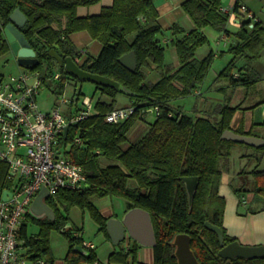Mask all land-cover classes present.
I'll return each instance as SVG.
<instances>
[{
	"label": "trees",
	"instance_id": "trees-1",
	"mask_svg": "<svg viewBox=\"0 0 264 264\" xmlns=\"http://www.w3.org/2000/svg\"><path fill=\"white\" fill-rule=\"evenodd\" d=\"M101 0H0V57L9 53L10 43L4 30L11 23V14L20 9L27 23L20 31L25 35L39 59L38 65L30 69L49 77L58 67L62 74L56 82V92L64 94L70 82H82L67 72L51 55L59 50L64 59L71 57L80 67L93 74L111 78L125 86L132 95L124 94L131 101L135 113L117 124L109 123L106 117L118 107V90L95 84L101 97L95 102L94 112L69 129V143L76 135L84 140L81 147L72 146L67 155L81 165L87 176L88 186L77 191L62 190L47 203L55 211V220L36 219L40 227L37 236L27 238V245L36 256L46 257L50 264L55 259L50 248V232L61 230L69 241L65 264H100L95 249L84 246L82 230L68 228V217L58 211V204L69 213L72 207L88 210L99 224L107 239V222L92 198L120 197L132 208L150 212L157 245L153 248V264H178L174 239L179 234L191 237V247L200 264H264V258H224L219 255L222 246L219 236L206 228V223L220 227L225 236V245L236 241L224 227L226 200L219 193L224 169L222 162L229 160L234 147H247L256 153L257 166L264 155V147H251L222 139L237 107L229 102L218 104L211 111L196 110L200 115H188L182 107L173 103L197 92L208 77L215 53L205 58L196 56L198 49L207 42L202 31L207 26L217 28L229 35L227 26L230 16L222 13L226 6L223 0H186L182 10L192 19L195 29L186 32L179 24L170 28L171 37L163 43L164 28L159 24L156 0H113L111 6L103 7L96 15L79 16V7H90ZM243 4L236 0L233 9L238 13ZM248 20H242L239 29L232 34L235 43L228 53L231 61L220 72L217 80H226L233 87H253L261 80L252 63L258 61L264 51V23L258 21L253 28ZM88 32L103 44L95 59L81 62L82 51H78L71 35ZM165 38V37H164ZM176 49L180 66L173 69L166 60V48ZM12 51V50H11ZM134 51L137 56L136 71L125 68L119 59ZM243 60V64L239 62ZM46 65V70L44 66ZM148 71H156L161 78L148 82ZM237 72V74H235ZM73 100H80V94ZM159 108L157 119L148 125L145 135L131 142L129 134L136 123L143 119L146 110ZM241 135L255 136L254 129ZM262 138V137H260ZM254 191L264 197V171L252 173ZM197 177L198 184L190 203L184 178ZM137 183L134 188L131 182ZM9 167L0 161V198L10 188ZM57 203V204H56ZM81 232V233H80ZM25 234V230H24ZM80 246L84 249L80 250ZM135 242L128 250L121 247L109 257V264H137L138 248Z\"/></svg>",
	"mask_w": 264,
	"mask_h": 264
},
{
	"label": "built area",
	"instance_id": "built-area-1",
	"mask_svg": "<svg viewBox=\"0 0 264 264\" xmlns=\"http://www.w3.org/2000/svg\"><path fill=\"white\" fill-rule=\"evenodd\" d=\"M221 11L239 25L242 20H248L250 28L259 21L244 4L238 13L233 6L223 7ZM222 39H227V35ZM61 77L60 72L49 77L32 69L9 79L0 77V161L8 165L12 183L4 190L12 196L4 200L2 194L0 198V264H50L46 257L36 256L27 245V238L33 236L28 231L30 208L44 187L50 198L62 190L77 191L88 186L84 168L66 153L72 146H83L84 140L76 135L67 144L63 141L69 135V130L65 135V129L91 116L95 104L86 98L83 109L63 113L57 105L43 112L37 101L41 90ZM62 96L60 104L73 105L78 101ZM158 111L155 108L157 114ZM134 113V107L117 108L106 120L117 124ZM84 246L95 249L93 243L84 241ZM125 248L128 250L129 245Z\"/></svg>",
	"mask_w": 264,
	"mask_h": 264
},
{
	"label": "rangeland",
	"instance_id": "rangeland-1",
	"mask_svg": "<svg viewBox=\"0 0 264 264\" xmlns=\"http://www.w3.org/2000/svg\"><path fill=\"white\" fill-rule=\"evenodd\" d=\"M161 2L162 0H157ZM246 2L249 7L259 16L264 21V0H241ZM171 3V1H168ZM103 2H99L96 5H93L89 8L83 9V12L86 14H93L92 12L95 11V7H102ZM175 5V3H173ZM230 2H226L225 7H232L230 5ZM178 5V4H177ZM248 7V8H249ZM179 10V9H178ZM251 11V10H250ZM82 12V13H83ZM180 12V11H178ZM184 12V11H183ZM252 12V11H251ZM81 13V12H80ZM185 13V12H184ZM253 13V12H252ZM253 13V14H255ZM175 16H177L176 12H173ZM255 14V15H256ZM184 15L180 16V18H183ZM256 16V17H257ZM258 18V17H257ZM258 18V19H259ZM160 23L166 27L167 26V21L168 17L160 19ZM231 21V20H230ZM229 21V23H230ZM180 23V21H177ZM228 23V24H229ZM233 24V23H232ZM229 30L231 33H235V30L237 29L236 26L230 25L228 26ZM164 33L163 37L169 38L171 37V31L169 29L164 28ZM206 33H207V42L203 46L205 48H208L210 46H213L214 42L213 40L223 37L224 34L221 33L217 28L212 27V26H207L205 28ZM84 32V31H83ZM83 32H78L76 34H80L79 36H82L81 34H84ZM87 33V32H86ZM73 35V34H72ZM72 35L70 36L72 38ZM216 37V38H215ZM92 38V37H91ZM91 45L89 46H82V42H76L75 47L78 49V51H87V54L81 55V61L86 60L87 58H93L95 59L98 57L102 51L103 44L99 40L91 39ZM217 41V40H216ZM236 41H234L235 43ZM229 43V42H228ZM216 51H225L219 59H215V66H221L224 63L228 62V59L230 58L229 53L227 52L229 47H224V44L219 42V44H216ZM214 47V46H213ZM223 47V48H222ZM172 48H166V60L169 63L173 62L172 59ZM46 65L44 66V70H46ZM30 68L21 66L18 61L17 57L14 55V53L10 50L9 53L3 55L0 57V77L9 79L13 76L19 75L20 72L28 70ZM60 72V69L58 67L54 68V74ZM212 72V71H211ZM61 73V72H60ZM150 74V73H149ZM150 80H153L150 77ZM214 80L213 73H210L206 80L204 81L202 88H200L198 91L201 90L202 96L198 95V91L195 92L192 95H189L185 98L179 99L173 103L174 107H182V109L190 116L196 117L200 115L196 110H202V109H207L208 105L211 104L212 98L214 96L219 97V93H216L210 90V85H212ZM153 82V81H151ZM153 83H156L155 81ZM80 94V100L77 101L76 104H60V95L56 92V83L48 84V87L45 89H42L40 94L37 96V101L40 109L43 112H48L51 111L55 106L59 105L61 107V111L63 113L75 111L77 109H83L84 108V100L86 98H90L93 101V104L97 102V100L101 97L100 91L97 89L96 85L92 82H70L63 94V98H67L72 100L73 98H76L75 95ZM223 96H226V93L223 92ZM118 107H126L131 104V101L128 99V97L124 94H119L118 95ZM157 119V112L155 110H151L150 113L147 115L146 119H141V121L136 123L135 128L133 131L129 134V138L131 142H137L139 139H141L144 135L145 132L142 133L140 132V127H142V123L146 124V127L148 128L149 124H152L155 120ZM146 128V129H147ZM133 136H137L135 139H133ZM137 139V140H136ZM247 149V147H244ZM240 149H234L232 151L231 158L229 160L228 165L229 167V172H225L223 181L226 183H231L233 187H240L242 186V178L239 176V173L243 169H253V165L255 162L248 163V161H244L240 158ZM251 150V149H250ZM262 163V164H261ZM261 168L264 167V159L262 158L261 162ZM222 168L226 170V161L222 162ZM259 166V165H258ZM252 167V168H251ZM241 178V179H240ZM137 186V183L132 181L130 184L131 188H134ZM232 187V188H233ZM244 193V192H243ZM245 194V193H244ZM264 197H262V200L260 201L263 202L264 204ZM93 204L100 210L104 209H109L110 215L114 216H119L122 217L124 215L125 210L131 205L128 201L124 200L123 198L120 197H106V198H98V197H93L92 198ZM57 204V203H56ZM243 204V203H242ZM262 205V203H261ZM243 206V205H242ZM58 211L60 214H62L65 217H68V224L67 227L71 225L73 231L76 232V230H82L84 241L86 243H93L95 245V252L97 255V260L100 264H109V257L110 255L118 250L121 247H125L129 245L131 248L134 247L135 241L132 240L131 238H127V242H125L122 245H114L112 244L107 237L105 236L104 232L101 231L99 224L94 220L92 217L91 213L88 210H83L80 207H72L67 213L64 209V206L58 204ZM108 211V212H109ZM100 212L107 218H109L106 214H104L101 210ZM245 210L241 208L240 213H244ZM41 227L32 219H29L28 222V231L29 235L37 236L40 233ZM81 233V232H80ZM50 248L52 255L55 259V264H65V258L69 250V241L67 237L62 233L61 230L58 229H51L50 232ZM144 250H148L150 252L149 258L147 260V257L144 259L142 258L144 255ZM139 261H144L140 263ZM153 263V248H148V247H143L140 246L138 248V263L137 264H152Z\"/></svg>",
	"mask_w": 264,
	"mask_h": 264
},
{
	"label": "crops",
	"instance_id": "crops-1",
	"mask_svg": "<svg viewBox=\"0 0 264 264\" xmlns=\"http://www.w3.org/2000/svg\"><path fill=\"white\" fill-rule=\"evenodd\" d=\"M168 1H171L168 2ZM186 0H162L161 2L159 1H155L156 2V7L157 10L159 12V18H158V22L159 24L166 29H169L172 27V25L174 24H179L180 26H182L186 32H189L193 29H195V24L192 21V19L183 12L182 10V4L185 2ZM236 0H228L227 2H230L231 6L234 5ZM241 4L246 5L247 7H249V5L244 2L239 0ZM101 2H103L104 6L102 7H95V11H93V14H86L85 12H83V9L85 8H89V7H79L78 9V15L79 16H88V15H96L99 14L102 10L103 7L106 6H111L113 3V0H101ZM175 3V5L173 4ZM178 4V5H177ZM93 6V5H92ZM91 7V6H90ZM179 9V10H178ZM249 9L255 13L250 7ZM180 11V12H178ZM81 12V13H80ZM83 12V13H82ZM173 12H176L177 16H175L173 14ZM256 14V13H255ZM183 16V18H180V16ZM257 16V14H256ZM168 17V21H167V26L164 27L161 23H160V19ZM259 18V16H257ZM180 21V23H178L177 21ZM260 21H262L264 23V21L259 18ZM233 23V24H232ZM230 25H234L236 26V30L235 32L239 29L240 25L237 21H235V19L233 21H230V23L228 24V26ZM227 26L229 35L227 36V39L223 40L221 35L220 38H217L215 40H213L214 44L213 46H210L208 48L205 47H201L200 49H198V51L196 52V56L199 59H203L205 58L211 51H213L215 53L216 59H219V57L225 52V51H216V44H219V42L224 44V47H230L231 44L234 43L235 39L233 38V33L230 32L229 27ZM206 28V27H205ZM205 28H203V32L204 34L207 36L206 30ZM84 34H81L82 36H79L80 34H73L71 40L73 41V43L76 42H82V46H90L91 45V36L90 34L87 32H83ZM222 33V32H221ZM223 34V33H222ZM216 38V37H215ZM217 40V41H216ZM169 41V38H163V43L166 44ZM229 42V43H228ZM75 45V44H74ZM173 54H172V59L173 62L170 63L173 67V69H177L180 66V62L177 56V52L176 49L171 47ZM223 48V47H222ZM229 49V48H228ZM83 53L87 54L88 50L86 51H82ZM228 52V50H227ZM230 55V58L228 59L227 63H224L221 66H215V64H213L212 69L210 71V73H213V83L212 85H210V90L216 93L221 92L220 95L214 96L211 100V104L208 105L207 109H202L200 111H211L212 109H214L215 106H217L218 104H222L225 102H229L232 107H237L238 110L235 112L232 122H231V128L233 131H237V130H244L246 132L254 129L256 135L264 138V51L262 52V56L258 61H255L252 63V67L253 69L257 72V74H259L261 80L259 82H257L253 87H233L229 84L228 81L226 80H217L218 75L220 74V72L228 65V63L231 61L232 59V55ZM83 62V60L81 61ZM243 60H241L239 62L240 64H243ZM215 63V62H214ZM150 73V74H149ZM209 73V75H210ZM237 74V72L235 73ZM150 77L153 80H150ZM161 78L160 74L156 71H148V78L147 81L151 82V81H155L157 82L159 79ZM202 88V86H201ZM198 95L202 96L201 90L198 91ZM223 92L226 93V96H223ZM128 107V106H126ZM122 108V107H121ZM146 114L144 115L143 119L147 118V115L150 113L149 111L145 112ZM146 124L142 123V127H140V132L142 131V133L145 132L146 130ZM135 139L137 136H133ZM137 140V139H136ZM234 149H240L239 151L240 153V158L244 161H248V163H250V161L254 163V167L253 169H243L241 170L239 173V176H241V184L242 186L240 187H233L231 185V183H226L225 181H223L225 172H229V166L228 162H226V170H224L223 173V177H222V182H221V186L219 189V193L222 197L225 198L226 200V207H225V213H224V227L227 231V234L233 238L236 239L237 241H239L241 244L243 245H247V246H260V245H264V204L263 202L262 205L260 203V201L262 200V197H260L258 194H256V192L254 191V179L252 176V172L257 169L259 171H264V167L261 168V164L259 166H257V162L255 160V156L256 153L254 150H250V149H246L244 147H234ZM263 159H264V155H263ZM252 168V167H251ZM233 187V188H232ZM245 194H244V193ZM47 199H45V201L47 202ZM264 199V198H263ZM243 203V204H242ZM243 205V206H242ZM241 208L243 210H245L244 213H240ZM104 214H106L109 209H106L107 211H105L104 209H100ZM126 211H128L127 209L125 210L124 214L126 213ZM110 212H108L107 215H109L108 217H117V218H122L119 216H114V215H110ZM70 226H68V228H70ZM128 238V237H127ZM127 238L126 240L122 243L124 244L125 242H127ZM112 244V240L108 239ZM121 244V245H122ZM115 245V244H114ZM118 246V245H116ZM149 254L150 252H148V250H144V256L142 257L144 259V257H147V260L149 258ZM140 263L144 262V261H139ZM153 262H154V254H153ZM153 264V263H152Z\"/></svg>",
	"mask_w": 264,
	"mask_h": 264
},
{
	"label": "water",
	"instance_id": "water-1",
	"mask_svg": "<svg viewBox=\"0 0 264 264\" xmlns=\"http://www.w3.org/2000/svg\"><path fill=\"white\" fill-rule=\"evenodd\" d=\"M227 0H223L226 2ZM11 23L5 28V37L10 43L11 50L17 57V61L21 66L28 68L38 65L39 59L36 52L31 47L25 35L20 31L21 28L27 23V17L21 12L20 9L15 10L11 16ZM51 55L59 62L61 67L81 81L92 82L94 84H101L103 86L112 87L122 94L132 95L125 86L111 78L93 74L83 70L80 65L68 57L64 59V55L59 50L51 51ZM119 62L129 71L134 72L137 68V56L134 51L124 55L119 59ZM151 111V110H146ZM69 128L65 129V135L68 133ZM222 139L233 141L239 144H244L251 147H264V138L247 136L236 133L233 130H227L223 133ZM186 183L188 193L190 195V203L196 191L198 178L186 177L183 179ZM12 193L5 191L3 199L6 200L11 197ZM50 196L47 188H43L34 200L30 214L36 219L48 218L55 220L54 209L45 201ZM206 228L215 232L219 236L222 249L219 253L224 258H244L256 259L264 258V245L260 246H247L241 244L239 241L231 242L225 245V236L223 230L209 222L206 223ZM107 232L113 244L121 245L127 237L131 238L143 247L154 248L157 245V237L152 221L150 212L142 208H132L126 211L122 218L111 217L107 222ZM173 245L175 246V255L178 264H200L194 251L191 247V237L187 234H179L175 237ZM83 252V248L80 246Z\"/></svg>",
	"mask_w": 264,
	"mask_h": 264
}]
</instances>
